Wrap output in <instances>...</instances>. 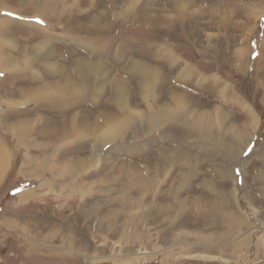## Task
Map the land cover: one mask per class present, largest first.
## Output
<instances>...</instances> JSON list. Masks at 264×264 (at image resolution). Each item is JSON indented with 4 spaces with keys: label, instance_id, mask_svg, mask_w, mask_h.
Returning <instances> with one entry per match:
<instances>
[{
    "label": "rangeland",
    "instance_id": "obj_1",
    "mask_svg": "<svg viewBox=\"0 0 264 264\" xmlns=\"http://www.w3.org/2000/svg\"><path fill=\"white\" fill-rule=\"evenodd\" d=\"M1 154L0 264H264V0H0Z\"/></svg>",
    "mask_w": 264,
    "mask_h": 264
},
{
    "label": "bare ground",
    "instance_id": "obj_2",
    "mask_svg": "<svg viewBox=\"0 0 264 264\" xmlns=\"http://www.w3.org/2000/svg\"><path fill=\"white\" fill-rule=\"evenodd\" d=\"M102 64H95V65H93V67H92V69L93 70H96L98 67H100ZM77 66V65H76ZM80 69H81V65L80 64H78V66L77 67H75V71L77 72L78 71V73L79 74H81L80 73ZM82 75V74H81ZM66 76V75H65ZM83 79H85V77L83 78ZM148 79H150V77L148 78ZM152 79V78H151ZM87 80V81H86ZM86 80L85 81H83L82 82V84L85 86L87 83H88V79L86 78ZM60 83H58V85H59ZM118 85H120V84H117V86ZM62 86V87H61ZM82 85H75V87H74V85H69L68 83H67V85H59V86H57V87H53L54 89V91H53V95L57 98V97H60L61 96V98L63 99L64 97H66L67 96V98H73V97H75V96H77V94H79L80 93V87H81ZM152 85H148V86H145V88H144V91H146L147 89H150V87H151ZM43 87V86H42ZM51 87V86H50ZM40 88V87H39ZM116 88V90H118V92H120V89L118 88V87H115ZM121 88V87H120ZM38 89V88H37ZM49 89V88H48ZM66 93H64V92ZM39 92H40V90H39ZM44 93H46V92H43L42 93V95L44 94ZM36 94V93H35ZM47 94H49V93H47ZM64 94H65V96H64ZM49 97V96H48ZM46 98V97H45ZM44 98V99H45ZM50 98H51V96H50ZM121 97H119V98H117V99H120ZM59 99V98H58ZM71 123L74 125V119H72V121H71ZM120 124V128L122 127V126H125L124 125V123H123V125L120 123V122H117L115 125L116 126H118ZM71 126L70 127V129L71 130H74V126ZM103 126H105V125H100L99 127H98V129L100 128V127H103ZM91 129H93V128H91ZM89 130L91 133H92V130ZM97 129V130H98ZM117 130V129H116ZM94 131V130H93ZM104 134V133H103ZM119 134V133H118ZM102 137H104V136H102Z\"/></svg>",
    "mask_w": 264,
    "mask_h": 264
},
{
    "label": "crops",
    "instance_id": "obj_3",
    "mask_svg": "<svg viewBox=\"0 0 264 264\" xmlns=\"http://www.w3.org/2000/svg\"><path fill=\"white\" fill-rule=\"evenodd\" d=\"M184 70H185L186 72H189V73L191 72V71H190L189 69H187V68H185ZM186 72H184L185 75H186ZM187 85H188V84H187ZM171 98H172V97H171ZM172 106H173L172 103H170V105H169L168 107L170 108V107H172ZM170 109H171V108H170ZM173 111H174V109H173ZM72 119H74V117H72ZM72 119H71V121H72ZM71 121H70V122H71ZM70 125H71V123H70ZM72 125H73V124H72ZM74 125H75V119H74ZM74 125H73V126H74ZM27 128H28V127H27ZM1 159H2V160H1ZM0 160H1V161H0V168H1V162H2V161L4 162V168H5L7 162H6V160H5L4 156H3V154H1V156H0ZM4 168L2 169L1 175H2L3 172H4Z\"/></svg>",
    "mask_w": 264,
    "mask_h": 264
},
{
    "label": "snow or ice",
    "instance_id": "obj_4",
    "mask_svg": "<svg viewBox=\"0 0 264 264\" xmlns=\"http://www.w3.org/2000/svg\"><path fill=\"white\" fill-rule=\"evenodd\" d=\"M41 23H42V21H41Z\"/></svg>",
    "mask_w": 264,
    "mask_h": 264
}]
</instances>
